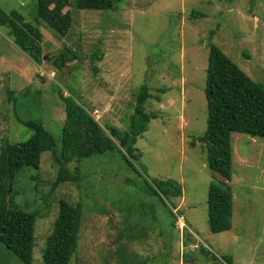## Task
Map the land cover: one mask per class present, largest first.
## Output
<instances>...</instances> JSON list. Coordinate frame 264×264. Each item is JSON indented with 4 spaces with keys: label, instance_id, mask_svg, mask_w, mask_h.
Returning a JSON list of instances; mask_svg holds the SVG:
<instances>
[{
    "label": "rangeland",
    "instance_id": "1",
    "mask_svg": "<svg viewBox=\"0 0 264 264\" xmlns=\"http://www.w3.org/2000/svg\"><path fill=\"white\" fill-rule=\"evenodd\" d=\"M70 1L64 12L73 26L61 36L38 18V0H0L3 10H17L40 29L46 57L35 63L0 28V146L30 139L24 123L33 121L60 149L66 112L59 92L100 110L103 128L126 132L135 98L148 87L146 111L157 118L137 140V171L114 150L70 163L76 183L56 190L59 166L49 152L39 170L12 172L16 204L37 214L32 264H44L60 200L83 210L71 264H264V138L231 135L232 229L219 234L208 218L209 188L219 180L205 146L191 147L208 128L211 44L264 86V0H116L110 11ZM67 50L77 59L60 71L53 61ZM145 179L175 182L182 198L154 194ZM0 264L25 263L0 242Z\"/></svg>",
    "mask_w": 264,
    "mask_h": 264
},
{
    "label": "trees",
    "instance_id": "2",
    "mask_svg": "<svg viewBox=\"0 0 264 264\" xmlns=\"http://www.w3.org/2000/svg\"><path fill=\"white\" fill-rule=\"evenodd\" d=\"M115 1L75 0V6L83 10L110 11L114 9ZM71 6L70 0H38V18L61 36H67L73 26V17L70 11L64 10ZM3 27L22 52L37 64L43 62V36L37 26L27 22L17 10L7 12L0 7V28ZM76 59V53L67 50L57 55L53 64L61 71ZM59 94L66 112L60 149L53 135L41 123L33 121L24 123L33 131L30 139L21 144L4 139L0 146V242L25 264H32L34 259L37 214L26 213L16 204L10 185L12 172H20L27 167L39 170L43 154L49 152L59 166L58 177L53 184L56 190L61 184L76 183L78 173L71 171L70 163H81L84 159L114 150H118L123 160L137 171L134 164L137 140L147 131L151 120L157 118L156 114L146 111V104L152 98L148 87H143L135 98L134 115L126 132L115 127L103 128L72 93L69 96ZM206 100L208 128L204 136L191 143V147H196L197 143L205 146L208 166L219 180V183L210 185L208 196L209 227L214 234H219L232 229L231 135L240 133L264 138V86L253 81L218 46L211 44ZM145 182L148 183L146 179ZM148 184L154 194L182 198L181 186L173 181ZM59 208L53 232L47 241L44 264H71L79 248L82 206L60 200ZM223 260L227 264L232 263L228 258Z\"/></svg>",
    "mask_w": 264,
    "mask_h": 264
},
{
    "label": "built area",
    "instance_id": "3",
    "mask_svg": "<svg viewBox=\"0 0 264 264\" xmlns=\"http://www.w3.org/2000/svg\"><path fill=\"white\" fill-rule=\"evenodd\" d=\"M90 114L97 122H100L99 120L102 118L100 110H93Z\"/></svg>",
    "mask_w": 264,
    "mask_h": 264
},
{
    "label": "water",
    "instance_id": "4",
    "mask_svg": "<svg viewBox=\"0 0 264 264\" xmlns=\"http://www.w3.org/2000/svg\"><path fill=\"white\" fill-rule=\"evenodd\" d=\"M44 60H46V57L44 58Z\"/></svg>",
    "mask_w": 264,
    "mask_h": 264
}]
</instances>
